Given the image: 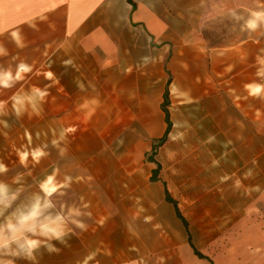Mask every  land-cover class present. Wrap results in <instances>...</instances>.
I'll list each match as a JSON object with an SVG mask.
<instances>
[{
    "label": "rangeland",
    "instance_id": "374dc122",
    "mask_svg": "<svg viewBox=\"0 0 264 264\" xmlns=\"http://www.w3.org/2000/svg\"><path fill=\"white\" fill-rule=\"evenodd\" d=\"M244 2L251 4L215 0L223 7ZM216 13L202 27L210 87L196 101L173 93L171 127L153 150L135 139L102 140L94 170L51 171L52 160L61 162L60 140L50 138L60 131L59 115L46 123L40 111L30 122L10 106L0 109V227L33 205L41 206L42 222L64 221L62 239L40 240L35 264H183L194 255L188 236L207 260L224 264L259 233L264 239V11ZM248 83L260 93L250 94ZM164 186L185 224L164 199ZM12 253L0 255V264H33Z\"/></svg>",
    "mask_w": 264,
    "mask_h": 264
},
{
    "label": "crops",
    "instance_id": "0c3cea01",
    "mask_svg": "<svg viewBox=\"0 0 264 264\" xmlns=\"http://www.w3.org/2000/svg\"><path fill=\"white\" fill-rule=\"evenodd\" d=\"M249 2L0 0V109L10 106L30 122L39 121L33 117L40 111L46 123L59 115L60 131L50 138L60 140L61 162L52 160L51 171L94 170L102 140L135 139L146 150L165 131L166 86L170 101L174 92L199 100L210 87L204 23L218 19L217 11L262 14L264 0ZM192 64L199 66L195 73ZM25 72L29 77L17 84ZM247 87L252 95L261 91ZM242 247L224 264H264L260 233ZM183 264L215 262L189 254Z\"/></svg>",
    "mask_w": 264,
    "mask_h": 264
},
{
    "label": "clouds",
    "instance_id": "9594fccd",
    "mask_svg": "<svg viewBox=\"0 0 264 264\" xmlns=\"http://www.w3.org/2000/svg\"><path fill=\"white\" fill-rule=\"evenodd\" d=\"M3 186H0V192ZM40 205L33 207L24 214L19 215L12 223H5L0 227V255L5 254L9 249H13L16 258H24L33 261L35 264V251L41 246L40 240H60L65 235L62 230L64 221L60 216H56L52 221L42 222V216L38 210ZM73 216H79V212L71 210ZM71 223L83 228L84 225L79 220L73 219ZM26 238L21 241L20 237ZM39 237L37 239L36 237Z\"/></svg>",
    "mask_w": 264,
    "mask_h": 264
},
{
    "label": "trees",
    "instance_id": "16d2710c",
    "mask_svg": "<svg viewBox=\"0 0 264 264\" xmlns=\"http://www.w3.org/2000/svg\"><path fill=\"white\" fill-rule=\"evenodd\" d=\"M130 2V0H128ZM169 80H170V77H168V80H167V83H169ZM163 100H162V103L160 105V109L161 111L163 112L164 114V122L166 124V127H165V131L164 133L162 134V136L158 139H155L152 141V150L155 149L156 147L160 146L163 141L165 140V137L171 127V122L169 120V112H168V106H169V97H168V89H167V86L165 88V91L163 93V96H162ZM156 142V143H155ZM151 158V157H150ZM152 161V160H150ZM157 171H158V166L156 168H154L152 170V176L155 177L156 174H157ZM164 199L166 200V202L168 203H171L173 205V210H174V214L175 216L183 223L185 224V220L184 218L181 216L180 214V211L177 207V204L176 202L169 196V193L167 191V189L165 188L164 186ZM187 241H188V244L190 245V247L192 248V251L194 253V255H196L198 258H201V259H208L206 256L200 254L193 246V244L191 243L190 241V238L189 236L187 237ZM211 262V261H210Z\"/></svg>",
    "mask_w": 264,
    "mask_h": 264
}]
</instances>
